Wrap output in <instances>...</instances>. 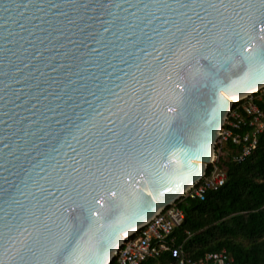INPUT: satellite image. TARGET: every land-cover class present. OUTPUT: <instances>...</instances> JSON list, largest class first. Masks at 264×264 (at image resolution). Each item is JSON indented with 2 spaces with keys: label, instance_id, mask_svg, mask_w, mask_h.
Returning a JSON list of instances; mask_svg holds the SVG:
<instances>
[{
  "label": "water",
  "instance_id": "obj_1",
  "mask_svg": "<svg viewBox=\"0 0 264 264\" xmlns=\"http://www.w3.org/2000/svg\"><path fill=\"white\" fill-rule=\"evenodd\" d=\"M263 85L264 0H0V264H110Z\"/></svg>",
  "mask_w": 264,
  "mask_h": 264
},
{
  "label": "trees",
  "instance_id": "obj_2",
  "mask_svg": "<svg viewBox=\"0 0 264 264\" xmlns=\"http://www.w3.org/2000/svg\"><path fill=\"white\" fill-rule=\"evenodd\" d=\"M264 112V102L259 104ZM233 148L220 151L217 166L226 174L224 185L202 202L180 199L183 223L172 232L175 245L193 260L225 251L232 264H264V134L250 157L231 159ZM166 253L142 264H169Z\"/></svg>",
  "mask_w": 264,
  "mask_h": 264
},
{
  "label": "built area",
  "instance_id": "obj_3",
  "mask_svg": "<svg viewBox=\"0 0 264 264\" xmlns=\"http://www.w3.org/2000/svg\"><path fill=\"white\" fill-rule=\"evenodd\" d=\"M264 102V85L256 91L231 101L224 123L218 132L215 150L200 181L182 197L185 200H205L207 193L217 191L226 181V174L217 166L218 155L227 145L233 148L231 159L241 163L256 150L258 140L264 134V112L259 104ZM184 220L183 212L174 204L159 212L136 234L126 238L110 264H142L166 253L172 259L169 264H232L225 251L205 254L200 260L191 259L170 238L174 229Z\"/></svg>",
  "mask_w": 264,
  "mask_h": 264
}]
</instances>
